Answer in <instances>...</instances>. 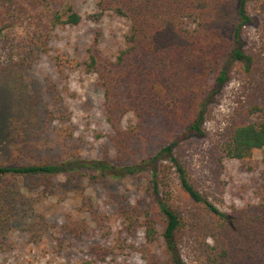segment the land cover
<instances>
[{
    "label": "trees",
    "instance_id": "1",
    "mask_svg": "<svg viewBox=\"0 0 264 264\" xmlns=\"http://www.w3.org/2000/svg\"><path fill=\"white\" fill-rule=\"evenodd\" d=\"M62 4L55 9L50 0H0V76L20 85L49 51L54 29L81 23L73 5ZM96 6L95 20L110 12L128 22L124 46L115 55L101 49L96 37L83 63L102 89L115 157L86 158L68 150L57 158L41 155L37 144L49 139L43 135L56 113L46 106L41 116L22 96L29 132L24 158L0 162V234L5 236L26 204L19 178L41 181L48 195L76 186L85 175H140L146 177L148 204L119 211L130 233L142 226L146 264H264V202L220 209L186 160V145L209 137L213 104L232 81L244 99L212 140L213 152L220 161L264 153V0H98ZM252 27L257 33L249 40ZM128 115L133 124L124 126ZM152 132L159 135L154 148L147 145ZM81 204L92 206L84 196ZM30 223L27 232L38 243L49 222L39 213ZM61 227L75 238L87 231L71 214ZM111 252L93 244L88 263L105 261Z\"/></svg>",
    "mask_w": 264,
    "mask_h": 264
},
{
    "label": "rangeland",
    "instance_id": "2",
    "mask_svg": "<svg viewBox=\"0 0 264 264\" xmlns=\"http://www.w3.org/2000/svg\"><path fill=\"white\" fill-rule=\"evenodd\" d=\"M50 1L55 9L61 8L65 1L70 2L82 21L54 29L49 51L34 61L20 85L10 76H0V162L15 163L24 158L22 142L27 138L29 125L22 96L35 103L41 116L46 106L56 113L43 135L49 139L37 144L41 155L49 152L57 158L59 152L68 150L81 157L107 155L112 159L115 150L107 138L110 127L103 115V92L96 76L87 73L83 63L87 48L96 37L101 49L115 55L124 46L128 22L110 12L95 20L98 0ZM256 33V28H250L249 40H254ZM238 87L232 81L223 98L213 104L207 125L209 137L196 138L186 145L190 168L222 210L264 202V153L246 161H220L211 146L231 116L241 110L239 101L244 98ZM60 116L64 119L60 120ZM131 121H134L132 115L125 116L123 125L133 124ZM158 138L152 132L147 145L152 148ZM17 183L25 193L23 203L26 204L13 215L12 226L5 236L0 234V264H89L93 244L112 248L105 261L97 260L95 264H146L141 251L146 245L142 226L138 225L130 233L119 211L123 208L132 212L135 207L148 204L146 177L90 179L85 175L78 179L76 186L57 187L56 194L48 195L42 193L41 181L37 179L19 178ZM83 196L91 202V208L81 204ZM28 204L31 207H26ZM39 213L45 215L50 227L35 243L27 228ZM68 214L87 226L83 236L75 238L63 231L61 225ZM137 215L138 212L133 217Z\"/></svg>",
    "mask_w": 264,
    "mask_h": 264
}]
</instances>
